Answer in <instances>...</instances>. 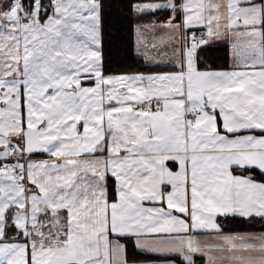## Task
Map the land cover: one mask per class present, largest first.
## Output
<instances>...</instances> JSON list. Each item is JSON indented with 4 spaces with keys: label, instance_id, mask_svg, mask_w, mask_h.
I'll list each match as a JSON object with an SVG mask.
<instances>
[{
    "label": "snow or ice",
    "instance_id": "1",
    "mask_svg": "<svg viewBox=\"0 0 264 264\" xmlns=\"http://www.w3.org/2000/svg\"><path fill=\"white\" fill-rule=\"evenodd\" d=\"M0 264H264V0H0Z\"/></svg>",
    "mask_w": 264,
    "mask_h": 264
},
{
    "label": "trees",
    "instance_id": "2",
    "mask_svg": "<svg viewBox=\"0 0 264 264\" xmlns=\"http://www.w3.org/2000/svg\"><path fill=\"white\" fill-rule=\"evenodd\" d=\"M229 227H230V228H239V227H241V226L237 224V225H229Z\"/></svg>",
    "mask_w": 264,
    "mask_h": 264
}]
</instances>
